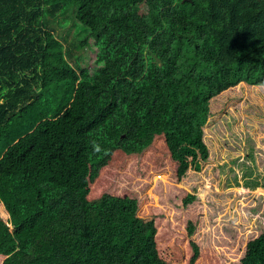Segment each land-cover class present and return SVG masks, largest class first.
I'll return each mask as SVG.
<instances>
[{"label":"trees","instance_id":"obj_1","mask_svg":"<svg viewBox=\"0 0 264 264\" xmlns=\"http://www.w3.org/2000/svg\"><path fill=\"white\" fill-rule=\"evenodd\" d=\"M65 1L0 0V264H102L87 153L109 118L181 137L221 111L219 94L264 86V0H75L62 42ZM92 43L100 64L82 67ZM255 222L244 258L264 264V211Z\"/></svg>","mask_w":264,"mask_h":264},{"label":"rangeland","instance_id":"obj_2","mask_svg":"<svg viewBox=\"0 0 264 264\" xmlns=\"http://www.w3.org/2000/svg\"><path fill=\"white\" fill-rule=\"evenodd\" d=\"M74 1L52 25L62 42L70 39ZM81 55L82 67L100 64L95 43ZM216 98L221 111L181 137L120 114L89 133L88 200L100 215L91 236L102 264H259L244 251L261 232L264 171L245 149H260L256 161L264 164V86L241 84ZM0 217L8 219L1 202Z\"/></svg>","mask_w":264,"mask_h":264}]
</instances>
